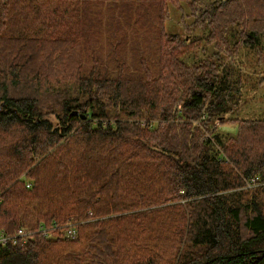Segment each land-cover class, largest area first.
<instances>
[{"label":"trees","instance_id":"1","mask_svg":"<svg viewBox=\"0 0 264 264\" xmlns=\"http://www.w3.org/2000/svg\"><path fill=\"white\" fill-rule=\"evenodd\" d=\"M263 34L264 0H0V264H264V118H228Z\"/></svg>","mask_w":264,"mask_h":264},{"label":"rangeland","instance_id":"2","mask_svg":"<svg viewBox=\"0 0 264 264\" xmlns=\"http://www.w3.org/2000/svg\"><path fill=\"white\" fill-rule=\"evenodd\" d=\"M179 17L180 12L176 9H171V18L167 21L166 28L169 31L180 34L187 33ZM185 20L188 24L191 18L186 16ZM197 33L200 32L198 31ZM261 41L263 47L261 48V59L259 62L257 61L258 55L252 50L245 48L239 54L238 64L243 71L241 102L236 110L228 115V118H264V34L261 36ZM205 55L197 49L187 55L186 59L188 62H191ZM218 129L233 132L235 130V124L231 122L220 124ZM254 183H257L256 178H251L246 181V186H254Z\"/></svg>","mask_w":264,"mask_h":264},{"label":"built area","instance_id":"3","mask_svg":"<svg viewBox=\"0 0 264 264\" xmlns=\"http://www.w3.org/2000/svg\"><path fill=\"white\" fill-rule=\"evenodd\" d=\"M141 125H144V122H143V121L141 122ZM151 125H153V122L150 120V121H149V126H151ZM27 185H29V184H27ZM68 233H69V234H72V233H74V230H73L72 228H70V229L68 230ZM18 234L21 235L22 237H25V236H26V235L22 232V230H19V231H18ZM0 241H1L2 243H4V242L6 241V237L3 236V235H1V237H0Z\"/></svg>","mask_w":264,"mask_h":264},{"label":"water","instance_id":"4","mask_svg":"<svg viewBox=\"0 0 264 264\" xmlns=\"http://www.w3.org/2000/svg\"><path fill=\"white\" fill-rule=\"evenodd\" d=\"M71 115L80 116L82 119L86 118V114L83 113L80 114L77 110L71 111Z\"/></svg>","mask_w":264,"mask_h":264}]
</instances>
